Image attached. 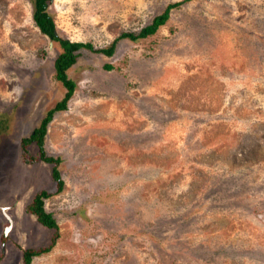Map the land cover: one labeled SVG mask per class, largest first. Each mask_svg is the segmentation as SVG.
I'll list each match as a JSON object with an SVG mask.
<instances>
[{
	"label": "rangeland",
	"instance_id": "obj_1",
	"mask_svg": "<svg viewBox=\"0 0 264 264\" xmlns=\"http://www.w3.org/2000/svg\"><path fill=\"white\" fill-rule=\"evenodd\" d=\"M174 2L154 34L84 49L69 69L76 89L45 138L61 158L63 189L45 200L60 235L31 264H264V0L50 11L60 36L106 48ZM60 51L30 0H0V264H24L54 232L28 212L56 190L52 165L21 140L66 92Z\"/></svg>",
	"mask_w": 264,
	"mask_h": 264
},
{
	"label": "trees",
	"instance_id": "obj_2",
	"mask_svg": "<svg viewBox=\"0 0 264 264\" xmlns=\"http://www.w3.org/2000/svg\"><path fill=\"white\" fill-rule=\"evenodd\" d=\"M30 1L33 6V20L35 22V25L43 34L47 35L60 44L61 51L54 61L55 77L57 80L62 82L63 86L66 89V92L62 99L57 101L55 106L47 111L40 124L34 128L30 135L24 137L21 140V145L25 146V151L28 148L27 146L29 144L33 142L37 144L39 154L36 158L52 165L51 174L53 179H55L57 183V188L55 191L52 192L49 190H41L40 192L35 194L32 201L28 204V212L34 214L40 224H42L46 228L53 229L54 232L48 245L40 248L29 247L23 250L22 254L24 264H31L34 256L49 252L55 245L60 235L57 219L52 212L46 209L45 200L63 189L64 181L59 169L61 158L46 153L45 138L50 121L54 118L57 112L63 111L68 108L69 100L72 98L76 89L77 84L75 80L69 76V69L77 62L78 57L84 49L105 53L106 55H112L115 52L117 42L120 39L130 38L133 40H137L139 38L154 34L157 31L158 27L164 24L169 19L170 11L181 3H170L163 11V13L155 16L152 22L142 27L139 32H123L112 41L109 47L95 48L94 45L90 42L72 41L58 34L55 17L50 11L51 0ZM108 67L110 68L112 66L108 65Z\"/></svg>",
	"mask_w": 264,
	"mask_h": 264
},
{
	"label": "water",
	"instance_id": "obj_3",
	"mask_svg": "<svg viewBox=\"0 0 264 264\" xmlns=\"http://www.w3.org/2000/svg\"><path fill=\"white\" fill-rule=\"evenodd\" d=\"M10 221H11V219H10ZM8 228H9V226H8ZM8 230V229H7ZM7 230H6V233H7Z\"/></svg>",
	"mask_w": 264,
	"mask_h": 264
}]
</instances>
